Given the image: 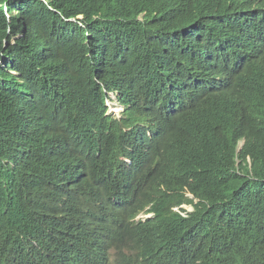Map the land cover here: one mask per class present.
Instances as JSON below:
<instances>
[{"label": "trees", "instance_id": "obj_1", "mask_svg": "<svg viewBox=\"0 0 264 264\" xmlns=\"http://www.w3.org/2000/svg\"><path fill=\"white\" fill-rule=\"evenodd\" d=\"M150 2L0 0V264H49L45 250L57 239L76 242L95 231L109 247L96 249L91 264H110V248L132 242V214L108 202L103 163L91 151L101 124L112 121L103 115L102 87L124 91L130 106L119 124H134L129 134L138 136L145 128L137 123L161 112L169 82L188 73L218 79L237 49L264 53L263 23L237 31L228 56L200 60L198 53L222 37L194 36L175 46L167 29L176 10L165 13ZM231 119L247 136L240 152L237 139L194 145L174 123L165 124L154 135L162 175L152 180L151 193L163 211L192 201L181 192L185 186L201 199L190 218L162 211L174 230L204 224L200 264H264V105ZM192 125L197 133L200 126ZM36 139L48 143L56 160L75 151L97 183L88 210L67 227L54 223L58 209H48Z\"/></svg>", "mask_w": 264, "mask_h": 264}, {"label": "clouds", "instance_id": "obj_2", "mask_svg": "<svg viewBox=\"0 0 264 264\" xmlns=\"http://www.w3.org/2000/svg\"><path fill=\"white\" fill-rule=\"evenodd\" d=\"M150 3L165 13L176 10L167 29L175 46L184 45L194 36L222 37L220 42L208 44L198 53L200 60L228 56L232 51L228 42L237 31L264 23V0H151ZM146 14L147 11L141 12L137 19L143 20ZM240 72L245 74L243 81ZM259 78L264 79V53L237 49L227 71L218 79L196 78L188 73L182 80L169 82L160 93L161 112L151 121L144 119L137 123L145 128L138 136L129 134L134 124H119L130 106L122 100L124 91L101 88L103 115L113 122L101 124L91 139V151L103 163L102 183L109 192L108 202L117 211L131 213L127 222L136 226L132 242L125 247L110 248V264L201 263L204 224L171 229L162 220L158 195L151 193L152 180L158 181L162 175L154 152V135L160 134L165 124L174 123L194 145L204 140L237 139L236 152H240L247 136L232 124L231 118L255 113L264 105V86L258 82ZM85 102L91 109L93 105L86 99ZM192 124L200 126L197 133ZM36 142L38 157L45 165L44 196L48 209H58L54 223L67 227L78 213L88 210V199L96 191L97 183L89 170L81 166L75 151L56 160L45 140ZM160 188L165 190V185ZM181 192L192 201L170 205L163 212L190 218L201 199L187 186ZM108 247L107 237L95 231L76 242L57 239L45 252L49 264H91L94 251Z\"/></svg>", "mask_w": 264, "mask_h": 264}, {"label": "bare ground", "instance_id": "obj_3", "mask_svg": "<svg viewBox=\"0 0 264 264\" xmlns=\"http://www.w3.org/2000/svg\"><path fill=\"white\" fill-rule=\"evenodd\" d=\"M101 244V243H100Z\"/></svg>", "mask_w": 264, "mask_h": 264}]
</instances>
